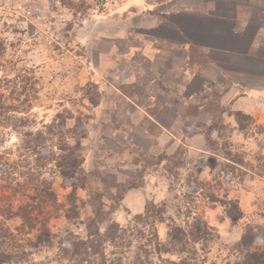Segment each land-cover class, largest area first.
Returning <instances> with one entry per match:
<instances>
[{"label":"rangeland","instance_id":"1","mask_svg":"<svg viewBox=\"0 0 264 264\" xmlns=\"http://www.w3.org/2000/svg\"><path fill=\"white\" fill-rule=\"evenodd\" d=\"M132 4L0 0V250L16 256L8 264H77L60 247L87 238L85 223L99 205L101 232L114 222L127 230L125 241L105 242L84 264H177L182 255L166 251L170 225L188 230L199 216L214 229L205 250L197 245L199 264H234L246 224L264 223V122L253 118L240 130L216 91L201 109H181L197 123L176 124L180 137L153 125L145 110L162 108L146 109L147 93L115 74L142 67L133 64L138 37L153 32L143 27L146 2ZM169 87L172 94L176 83ZM167 111L163 123L174 127ZM66 175L76 177V190ZM235 202L239 221L227 216ZM149 203L163 215L155 225L136 223ZM21 207L35 220L33 232ZM43 223L51 242L24 256Z\"/></svg>","mask_w":264,"mask_h":264},{"label":"crops","instance_id":"2","mask_svg":"<svg viewBox=\"0 0 264 264\" xmlns=\"http://www.w3.org/2000/svg\"><path fill=\"white\" fill-rule=\"evenodd\" d=\"M142 1L148 14L143 27L153 31L138 37L133 64L142 67L115 74L120 83L147 93L141 94L146 109L162 108L154 115L143 111L151 122L180 137L176 124L197 123L181 109H201L216 91L225 113L243 112L264 122V0H133L132 5L139 9ZM170 83H176L172 94ZM166 111L175 114L174 127L164 125Z\"/></svg>","mask_w":264,"mask_h":264},{"label":"trees","instance_id":"3","mask_svg":"<svg viewBox=\"0 0 264 264\" xmlns=\"http://www.w3.org/2000/svg\"><path fill=\"white\" fill-rule=\"evenodd\" d=\"M5 51V46L3 42L0 41V57ZM236 121L240 127V130H244L247 122L253 121V117L247 115L243 112H235ZM151 122V121H150ZM156 126L155 123L151 122ZM68 166L72 169L78 168V164L76 160L66 161ZM66 178L70 179V186L73 190H76L77 179L73 175H66ZM53 199L54 195H50ZM73 194L70 198H73ZM235 207L227 210V216L229 219L233 221H239L244 218V214L242 210L238 208V204L235 202ZM103 207L99 205L97 207V212L94 217L91 218L88 222L85 223L87 229V238H70L63 242L60 247V253H62V257L68 261V263H73L75 261L77 264H84L88 261L90 254L99 253V248L108 241H125L124 236L127 233V230H121L119 225L111 222L107 225L105 231L101 232V223L104 222V219L101 218V214ZM18 215L23 219L24 226L26 231L33 232L35 230L34 223L35 220L30 216V212L26 210V208L21 207L18 210ZM163 212L160 208L156 209V205L153 203H149L146 205L145 213L141 215H137L135 217V222L138 224H145L151 222L156 215H163ZM158 213V214H156ZM71 215L68 213L67 218L71 219ZM162 219V218H161ZM153 225H155L154 222ZM157 223H163L161 220ZM48 228L44 223L41 226V232L36 234L35 240H29V244L27 248H25L22 252L24 256L28 254H32L35 249H38L42 246L47 245L51 242L52 238L48 233ZM138 231V229L136 228ZM129 231V230H128ZM135 231V228L131 229V232ZM139 234L146 236V233L142 229H139ZM157 230L154 232V237L158 238ZM214 240V229L209 225L208 221H206L203 217H197L194 219V222L191 224L188 230L183 229L173 223L170 225V229L168 232V244H167V252L172 253V255H182L184 258L178 261L177 264H199L198 259V248L197 245H202V248L205 250L208 245ZM126 243V242H125ZM123 243V245H125ZM159 248V245L156 246ZM238 248L243 255L241 260H238L234 264H264V223L262 224H246V229L243 231V235L238 242ZM15 254L13 252H8L6 250H0V264H8L15 258ZM118 264H121L122 259H118Z\"/></svg>","mask_w":264,"mask_h":264}]
</instances>
